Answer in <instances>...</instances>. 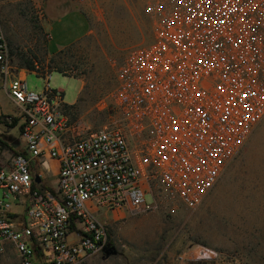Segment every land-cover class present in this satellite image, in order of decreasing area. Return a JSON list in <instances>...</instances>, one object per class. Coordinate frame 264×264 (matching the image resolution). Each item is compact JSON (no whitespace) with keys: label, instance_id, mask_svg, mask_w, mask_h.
Returning <instances> with one entry per match:
<instances>
[{"label":"built area","instance_id":"built-area-1","mask_svg":"<svg viewBox=\"0 0 264 264\" xmlns=\"http://www.w3.org/2000/svg\"><path fill=\"white\" fill-rule=\"evenodd\" d=\"M146 9L153 40L116 65L109 122L92 131L72 119L52 72L40 73V92L17 75L0 20V81L24 149L0 165V257L12 246L19 264H81L108 245L95 208L198 209L264 121V0H149ZM48 162L54 189L34 171ZM73 220L83 231L70 243Z\"/></svg>","mask_w":264,"mask_h":264},{"label":"rangeland","instance_id":"rangeland-1","mask_svg":"<svg viewBox=\"0 0 264 264\" xmlns=\"http://www.w3.org/2000/svg\"><path fill=\"white\" fill-rule=\"evenodd\" d=\"M43 1L0 0L7 41L15 51L37 57L40 70L36 72L43 68L66 70L67 76L52 71L51 86L64 91L65 101L72 106L68 108L72 119L85 131H92L109 122L116 65L131 47L153 40V18L146 9L149 0H76L87 17L88 33L82 36L86 27L72 22L50 29L48 51L62 48L52 65L49 59L53 55L46 50L49 34L42 25ZM13 64L18 67L16 57ZM26 81L30 90L44 88L45 79L36 73H28ZM0 108L5 110L2 103ZM2 146L0 142V151ZM257 149L259 155L250 163L243 157L232 163L210 194L208 201L213 204L204 203L193 211L110 213L101 222L107 227L108 244L115 246L118 254L104 258L102 251L81 264H264V139ZM41 168L54 189L56 170L50 162ZM198 246L213 251L214 257H198ZM18 261L14 247L0 258V264Z\"/></svg>","mask_w":264,"mask_h":264},{"label":"crops","instance_id":"crops-1","mask_svg":"<svg viewBox=\"0 0 264 264\" xmlns=\"http://www.w3.org/2000/svg\"><path fill=\"white\" fill-rule=\"evenodd\" d=\"M42 12H43L42 25L49 34V40L52 38L50 34V29L53 30L54 28H58V29L64 28L66 27L68 22H72V24L74 25H78V26L82 25L83 27H86V30L82 36L88 33L87 17L84 13V10L80 7V4L76 0H44L42 4ZM77 40L78 39H76L75 41ZM61 49H59V51ZM57 52L50 53L48 51L50 55H53ZM30 72L37 73L36 71H28L25 68L16 67L17 75L21 78H24L25 80L27 78V74ZM1 103L5 106V110H3V108H0V125H1L0 140L3 141L5 147L2 146L3 149L0 151V165H6L11 161L14 155L21 153L24 149H23V143H22L21 136H20L21 120L17 116L18 109L16 105L12 102L11 98L9 97L7 88L4 85H2L0 81V104ZM1 117H4L5 119L1 120ZM11 117L14 118L13 121H11L12 120ZM14 129H17V131L14 132ZM262 139H264V121L253 133V135L247 142L246 146L244 147V149L242 150L238 158L243 157L248 163H250L251 162L250 159L252 160L253 158L259 155L257 147ZM50 166L54 167V169L56 170V174H55V187H56L57 180H58V170H57L58 167H57L56 162H50ZM231 166L229 167L225 175L222 177L220 182L228 174ZM40 169H42L41 166H40ZM220 182L218 183V185L220 184ZM43 186L46 188H51L47 182L46 173H45V180H44ZM209 199H210V196L206 199L204 203L209 202L208 201ZM209 203L213 204L214 202H209ZM24 210H25L24 205H21V204H14L12 207V211L16 215L23 216ZM94 214L101 221L107 219L108 216L110 215V213L102 209H99V208L94 209ZM82 231H83L82 224H80L77 220H73V223L70 228L69 235H68V241L70 243L76 242L79 236L82 234ZM10 247L12 246L8 247L7 253ZM7 253L0 258L3 259L7 255ZM2 262L5 263L4 260ZM18 264H19V261H18Z\"/></svg>","mask_w":264,"mask_h":264},{"label":"trees","instance_id":"trees-1","mask_svg":"<svg viewBox=\"0 0 264 264\" xmlns=\"http://www.w3.org/2000/svg\"><path fill=\"white\" fill-rule=\"evenodd\" d=\"M39 28L42 29V27L40 26ZM9 44V43H8ZM48 44H49V39L47 40L46 42V50L48 51ZM9 48H10V53H11V57H12V61L14 62V57L17 58V66L19 68H25L27 69L28 71H35V69H38L40 70V68L38 67V59L36 56H32V55H29L27 54V52L25 51H21V50H17L15 51L14 49L11 48V46L9 45ZM62 52V50L58 51L57 53L53 54V56L49 59V65H52V64H56L57 61L55 59V56H59V54ZM46 68H43L44 71H38L36 74L38 76H41L40 73H44L46 72L47 70H45ZM42 70V68H41ZM54 70H58L60 71L61 73H63L64 75L67 76V73H66V70L62 67H58L56 69H52L51 71L49 72H52ZM68 108L72 107L71 105H67ZM4 117H1V120H3ZM1 143H3L2 140H0ZM4 144V143H3Z\"/></svg>","mask_w":264,"mask_h":264},{"label":"water","instance_id":"water-1","mask_svg":"<svg viewBox=\"0 0 264 264\" xmlns=\"http://www.w3.org/2000/svg\"><path fill=\"white\" fill-rule=\"evenodd\" d=\"M35 180L37 181V182H39V176L38 175H36V177H35ZM104 253H105V255H104V258H108V257H110V256H113V255H117L118 254V250H117V248L115 247V246H112V245H110V244H108L105 248H104Z\"/></svg>","mask_w":264,"mask_h":264}]
</instances>
